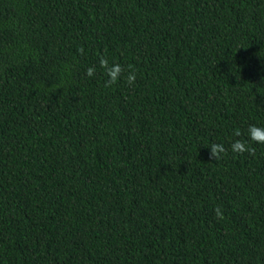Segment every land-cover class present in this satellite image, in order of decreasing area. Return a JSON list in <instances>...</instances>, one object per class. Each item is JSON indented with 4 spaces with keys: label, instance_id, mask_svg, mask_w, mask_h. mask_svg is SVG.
Segmentation results:
<instances>
[{
    "label": "trees",
    "instance_id": "trees-1",
    "mask_svg": "<svg viewBox=\"0 0 264 264\" xmlns=\"http://www.w3.org/2000/svg\"><path fill=\"white\" fill-rule=\"evenodd\" d=\"M250 125L264 0H0V264H264Z\"/></svg>",
    "mask_w": 264,
    "mask_h": 264
},
{
    "label": "clouds",
    "instance_id": "clouds-1",
    "mask_svg": "<svg viewBox=\"0 0 264 264\" xmlns=\"http://www.w3.org/2000/svg\"><path fill=\"white\" fill-rule=\"evenodd\" d=\"M80 53L83 54L84 49L81 47L79 49ZM100 67L105 70L106 75L109 77V79L105 82V86H111L119 80L122 72L124 71L123 67L119 63H113L111 66L109 65L108 59L106 57H101L99 60ZM132 66L129 65V68ZM95 72L94 67H89L87 69L86 74L88 76H92ZM136 81V74L135 71L129 73L127 76V82L129 84H134ZM248 139L251 141H254L256 143L264 144V127L256 126V125H250L248 128ZM234 135L239 137L242 135L241 131L239 129L235 130ZM210 147V160H219L222 157V154L226 152L225 147L223 144L219 143H213L211 145H208ZM231 149L234 153L243 154L245 152H248L249 154H253L255 149L252 148L247 141L237 139L231 144ZM218 215H222L220 213L219 208L216 209Z\"/></svg>",
    "mask_w": 264,
    "mask_h": 264
}]
</instances>
